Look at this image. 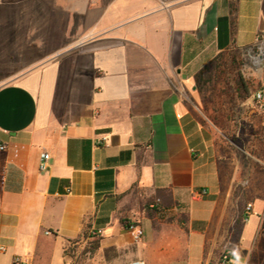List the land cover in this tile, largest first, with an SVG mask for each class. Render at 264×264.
Masks as SVG:
<instances>
[{"label": "crops", "instance_id": "0c3cea01", "mask_svg": "<svg viewBox=\"0 0 264 264\" xmlns=\"http://www.w3.org/2000/svg\"><path fill=\"white\" fill-rule=\"evenodd\" d=\"M70 5V45L0 71V264H69L85 232L120 236L118 216L143 209L136 260L217 264L229 251L232 264H264V111L246 120L262 140L225 139L219 156L202 136L195 80L223 52L264 62V0ZM155 200L164 208L150 218Z\"/></svg>", "mask_w": 264, "mask_h": 264}, {"label": "rangeland", "instance_id": "374dc122", "mask_svg": "<svg viewBox=\"0 0 264 264\" xmlns=\"http://www.w3.org/2000/svg\"><path fill=\"white\" fill-rule=\"evenodd\" d=\"M70 2L63 0L60 11L54 0H0V71L37 63L46 52L70 45L77 36L69 32L80 29V20L70 11ZM200 72H205L206 82L203 93L199 94L197 115L208 145L222 156L229 153L225 139L240 146H247L254 139L262 140L246 120L249 112L257 107L253 94L264 86V62L246 51L232 50ZM241 79L251 92V98L246 101L240 99L238 91ZM145 215L143 209L141 217ZM141 217L119 215L120 236L105 232L70 244L66 251L69 264H124L130 259L136 260L138 243L127 225L141 223Z\"/></svg>", "mask_w": 264, "mask_h": 264}, {"label": "built area", "instance_id": "2783aa9c", "mask_svg": "<svg viewBox=\"0 0 264 264\" xmlns=\"http://www.w3.org/2000/svg\"><path fill=\"white\" fill-rule=\"evenodd\" d=\"M253 101L258 108L264 111V86L253 94ZM5 150H6V146L0 143V151L3 152ZM49 161H50V154L44 152L41 155V159H40V171L45 172L49 169ZM246 211L248 213L251 212L252 205H248ZM127 226L134 241L137 243L141 242L142 239L144 238L143 228L136 223H130ZM101 235H103V230H92L90 232V237L101 236ZM2 251L5 250L2 249ZM13 264H27V262L22 260L20 257H17L14 259ZM126 264H146V263L143 260H135ZM217 264H232L231 253L229 251L223 252Z\"/></svg>", "mask_w": 264, "mask_h": 264}, {"label": "trees", "instance_id": "16d2710c", "mask_svg": "<svg viewBox=\"0 0 264 264\" xmlns=\"http://www.w3.org/2000/svg\"><path fill=\"white\" fill-rule=\"evenodd\" d=\"M230 8H231V12L233 13L235 11V6L233 3H230ZM228 19L227 18H221L219 20V46L221 49H223L224 47H226L228 45V31L226 29V34H224V40H223V24H228ZM225 52H223L220 56L218 57H222V55L224 54ZM204 73L205 72H200L199 74L196 75L195 77V80H196V87H197V90H198V93L201 94L203 93V86L205 84V80H204ZM238 91L239 93H241V96H240V99L242 101H246L248 99L251 98V92L249 91V87L248 85L241 79L239 82H238ZM118 160L120 159H114L113 161L114 162H117ZM160 197V196H159ZM163 203L161 201H157L155 200L151 205H148L147 206V214L150 218H154L155 215H157L158 213L162 212L163 211ZM122 223H126L125 221ZM90 236H88V234H86V232L83 234L82 237H80L78 240L76 241H73L72 243L74 242H77L81 239H88ZM99 247V245H97V248ZM96 248V249H97Z\"/></svg>", "mask_w": 264, "mask_h": 264}]
</instances>
